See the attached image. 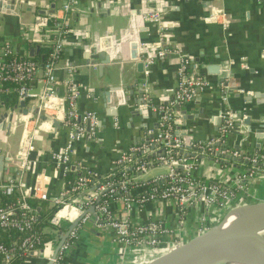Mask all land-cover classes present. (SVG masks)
<instances>
[{
	"label": "crops",
	"instance_id": "0c3cea01",
	"mask_svg": "<svg viewBox=\"0 0 264 264\" xmlns=\"http://www.w3.org/2000/svg\"><path fill=\"white\" fill-rule=\"evenodd\" d=\"M28 1L30 5L15 6L10 11L0 9V50L5 41L12 44L18 55L27 54L29 46L39 45L34 54L39 56L41 46L48 45L41 39L42 35L51 32V23L37 32L33 22L38 15H43L38 12L39 8L44 9L46 4L50 7L52 2L58 7L64 0ZM4 2L7 0H3L2 4ZM151 8L161 12L166 34L165 46L177 48L178 52L189 57V69L205 75L208 80V84L193 100L179 106L182 130L191 135V141L202 139L216 132L223 114L238 112L239 117L235 118L238 129L225 135V144L237 146L243 152L254 151L264 163V56L261 53L264 43V0H79L68 15L71 29L55 72L63 79L67 65L75 66L74 79L82 89L77 100L78 109L94 110L98 115L99 127L97 138L76 143L73 157L98 174H105L122 150L135 141L149 137L148 128L157 126V115L149 109H141V103L137 102L143 97L139 95L138 83L143 85L146 80L153 101H167L177 85L179 53L157 55L159 25L141 16L144 10ZM213 9H220L223 18L208 19L206 15ZM99 38L109 43L108 49L113 57L110 64L102 69L87 62L83 53L84 41L94 42ZM135 40L140 42L139 58L130 57L129 44ZM145 54L155 55L146 78L143 70L137 68V61ZM207 66H216L218 70L209 72ZM222 79L226 84L224 100L220 97L223 91L218 85ZM37 86L34 83V91ZM118 86L120 89H116ZM85 89L89 91L87 94ZM57 90L62 95L64 86L59 84ZM3 93L0 92V153L16 159L25 117L17 105L19 98L16 97L12 104L3 97ZM25 102L26 106L35 104L31 98L25 99ZM110 105L116 107V114L106 111ZM27 113H30L28 127L35 128V150L32 155L35 169L44 170L50 176L48 190L51 194H57L65 179L54 168L50 153L65 142L67 128L62 124L53 126L47 120H43L44 124L39 127L34 121L35 114ZM244 116H248L245 122L242 120ZM256 128L262 129L261 136ZM210 156L208 153L205 157L194 159L191 167L193 176L223 184L236 172L242 171L240 165L243 162L227 164L210 159ZM149 167L147 175H153L159 172L161 166L153 161ZM13 168L15 166L10 163L3 174L11 172ZM26 178L28 183H33L31 170H28ZM137 178L141 181L143 177L137 175ZM89 188L80 192L78 198L85 199V195L94 190L93 185ZM141 189L137 186L132 191L137 193ZM261 200H264V173L255 171L246 183V189L238 191L231 203ZM43 203V207L38 205V208H42L44 219L49 217L52 204L49 200H43ZM111 205L116 216L124 217L120 201L113 200ZM214 210L222 212L217 208ZM175 214L176 204L172 200H149L129 211V217L136 222L159 215L171 227L176 223ZM198 214L190 208L188 218L186 216L180 225L176 223L175 232L180 234L181 239L186 240L196 233ZM41 226L48 238L57 237L58 234L53 236L52 228L44 223ZM58 231L59 234L64 232L61 228ZM56 240L48 241L36 254L20 260L18 264H43L46 256L54 250ZM69 249L65 255L68 264H131L121 258L120 245L115 240L113 230L98 227L93 221L82 225Z\"/></svg>",
	"mask_w": 264,
	"mask_h": 264
},
{
	"label": "built area",
	"instance_id": "2783aa9c",
	"mask_svg": "<svg viewBox=\"0 0 264 264\" xmlns=\"http://www.w3.org/2000/svg\"><path fill=\"white\" fill-rule=\"evenodd\" d=\"M17 2L22 3L24 0ZM78 2L79 0H64L53 9L46 4L43 7L46 13L38 15L33 22V28L37 32L49 22L52 26L51 32L42 35L41 40L50 47L42 62L27 54L18 55L8 41L2 44L0 50V92L14 91L19 99H33L36 105L32 106L53 115L67 128L65 142L50 153L54 168L65 179L60 192L51 194L48 190L50 176L44 170L35 169L32 157L35 150V128L30 129L27 125L30 113H26L28 116L21 113L25 117V127L22 129L18 155L16 159L10 157L9 162L15 168L0 178V232L8 234L7 241L0 240V264H13L18 258L26 260L48 241L57 239V243L60 228L68 232L57 252L52 255V251L46 258L51 259L50 264H68L65 261V253L78 237V230L87 221H93L98 227H109L113 230L115 240L120 245L121 258L131 264H145L184 241L180 234L175 232L176 223H181L186 216L188 218L190 208L199 213L195 232H200L214 223L227 209L245 202L231 203L238 191L246 189V183L255 171L264 173V163L256 152H243L238 147L233 148L225 144V135L234 127L231 114L221 116L215 133L191 141L193 149H190V155L184 153L186 148L183 146L179 106L193 100L208 84V80L205 75L189 69V57L178 52L177 48L165 46V26L157 8L146 9L141 14L143 19L159 25V49L156 53L159 56L179 53L176 67L177 85L167 101H153L149 96L146 80L143 82L144 102L140 104V108L149 109L157 115V126L148 128V142L144 139L135 141L122 150L112 161L110 171L105 174H98L76 160L73 157L76 143L97 138L99 127L98 115L94 110L78 109L77 100L82 89L74 79L75 66L67 65L63 79L55 72L71 29L68 15ZM206 17L223 18V13L220 9H213ZM261 53L264 56V43ZM140 58L146 78L155 55L145 54ZM34 83L38 85L36 91ZM59 84L64 86L62 95L57 90ZM218 85L223 91L220 97L224 100V80H220ZM85 92L87 94L89 91L85 89ZM34 121L39 127L44 124L37 114ZM150 146L153 147L149 148ZM204 153L211 154L217 161L222 158L221 155L230 154L239 158L247 169L236 172L223 184L205 181L191 173L196 155ZM152 155L153 157H150ZM153 161L161 166L159 172L147 175L149 164ZM28 170H31L34 176L31 184L26 178ZM137 175L143 177L141 181ZM92 185L94 190L86 194L85 199H79L80 192ZM137 186L142 189L134 193L132 190ZM30 198L51 202L54 209L48 218L41 217L38 206H34ZM113 200L122 203L124 217L114 214L111 205ZM149 200H172L176 204V223L173 227L159 215L144 222H136L129 217L132 208L140 207ZM90 206L93 207V212L89 210ZM214 208L223 211L217 213ZM77 218L76 224L71 226ZM40 222L52 228L53 236L58 234L57 237L45 239L44 233L47 232L43 226H39Z\"/></svg>",
	"mask_w": 264,
	"mask_h": 264
},
{
	"label": "water",
	"instance_id": "95a60500",
	"mask_svg": "<svg viewBox=\"0 0 264 264\" xmlns=\"http://www.w3.org/2000/svg\"><path fill=\"white\" fill-rule=\"evenodd\" d=\"M3 0H0V9L5 11H10L15 8V6L22 5H30L28 0H24L22 3H18L17 0H7L2 4ZM55 7V3L52 2L50 5V9ZM38 12L41 14H45V9H38ZM109 39V38H108ZM138 41L130 42V57L139 58V50H138ZM109 43H105L103 38H99L98 40L84 41L83 42V53L85 60L90 62L91 64L98 65L99 69L104 68L106 65H109L111 62V50L108 49ZM39 45L29 46L27 55L29 57L34 56V54L38 51ZM137 68L139 71L143 70V61H137ZM217 69L216 66H207V71L215 72ZM139 95L142 97L145 91L144 86L139 82ZM116 89H120L118 86ZM126 96L124 97V99ZM138 103H143L144 99L138 100ZM18 107L21 113L26 114L27 112H32L37 114L40 120H47L53 126H59L62 122L55 118L53 115L46 113L43 109H39L37 106H26L25 99H18ZM106 111L110 114H116V107L110 105L107 107ZM233 117L234 127L233 131L238 129L237 122L235 120L236 117H239V113L231 114ZM4 118V116H3ZM248 116H244L242 118L243 122L246 121ZM2 120V119H1ZM0 120V121H1ZM262 124V123H261ZM89 125L87 123L86 129L88 130ZM256 132H259L260 136L262 135V129L256 128ZM183 136V146L186 148L184 153L186 155H190L191 147V135L182 131ZM258 136V135H257ZM144 140L148 142V137H145ZM259 145V143H257ZM150 146L149 148H152ZM233 148H237V146H232ZM148 148V149H149ZM206 153V152H205ZM197 154V157H205L207 154ZM218 155V153H214ZM221 159H218L219 162H225L227 164H235L233 161L240 162V159L237 157H233L230 154L221 155ZM210 159H213L210 156ZM10 162V158L6 156L4 153H0V178L4 176L3 170L8 166ZM243 169H247V166L242 164L240 165ZM242 205H254L255 208L252 209L243 220V224L238 227H232L228 230H224L221 232H216L219 230L223 221L225 219L226 214L233 208ZM89 210L93 212V207H89ZM79 218V217H78ZM78 218L71 224L73 226L78 221ZM264 223V200L261 201H252V202H240L231 208L227 209L214 223L205 228L200 232L194 233L188 239L184 240L181 244L173 247L172 249L164 252L149 261L145 264H211L220 258L224 257L230 252L238 250L241 246H244L249 250V252L255 256L262 264H264V236H261L255 232V228ZM70 226V227H71ZM69 227V228H70ZM67 230L63 233L59 234V240L57 241L55 248L52 252L54 255L59 245L61 244L64 236L67 234ZM51 259L45 260L43 264H50Z\"/></svg>",
	"mask_w": 264,
	"mask_h": 264
},
{
	"label": "bare ground",
	"instance_id": "6f19581e",
	"mask_svg": "<svg viewBox=\"0 0 264 264\" xmlns=\"http://www.w3.org/2000/svg\"><path fill=\"white\" fill-rule=\"evenodd\" d=\"M254 205H242L231 209L225 216L223 224L216 232L228 230L232 227H238L243 224L244 217L254 209ZM255 232L264 236V223L256 227ZM211 264H262L253 256L247 248L241 246L238 250L233 251Z\"/></svg>",
	"mask_w": 264,
	"mask_h": 264
},
{
	"label": "trees",
	"instance_id": "16d2710c",
	"mask_svg": "<svg viewBox=\"0 0 264 264\" xmlns=\"http://www.w3.org/2000/svg\"><path fill=\"white\" fill-rule=\"evenodd\" d=\"M34 43H37V42H34ZM29 44V43H28ZM27 44V45H28ZM32 44V43H31ZM31 44H29V45H31ZM41 51H42V53H40V55L42 56H38V55H36V56H34V57H31V58H34V59H36V60H38L39 62H42V60L46 57V55L48 54V52H49V49H50V47L48 46V45H42L41 46ZM3 97L4 98H7V99H9V102H11L12 104H14L15 102V100H16V94H15V92H13V91H8V92H4L3 94ZM14 102V103H13ZM33 204H34V206H40V207H43V200L42 201H39V200H37V199H34V198H30L29 199ZM48 209H50V208H48ZM51 209L53 210L54 209V207L53 206H51ZM42 208H40V210H39V212H40V215L42 216V218H43V216H44V214L42 213ZM41 224H43L42 222H40L39 223V226H41ZM44 237H45V239H47L49 236H48V234L46 233H44ZM0 240H4V241H7L8 240V234H5V233H3V232H0ZM19 258L17 259V260H15L14 262H13V264H18L19 263Z\"/></svg>",
	"mask_w": 264,
	"mask_h": 264
},
{
	"label": "rangeland",
	"instance_id": "374dc122",
	"mask_svg": "<svg viewBox=\"0 0 264 264\" xmlns=\"http://www.w3.org/2000/svg\"><path fill=\"white\" fill-rule=\"evenodd\" d=\"M222 211H223V210H222ZM69 248H70V247H69ZM69 248L67 249V251H66L65 255H67V254H68V252H69V250H70ZM128 256H129V255H128Z\"/></svg>",
	"mask_w": 264,
	"mask_h": 264
}]
</instances>
